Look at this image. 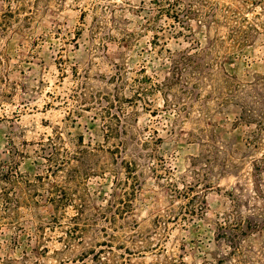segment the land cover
Returning <instances> with one entry per match:
<instances>
[{"label": "rangeland", "instance_id": "1", "mask_svg": "<svg viewBox=\"0 0 264 264\" xmlns=\"http://www.w3.org/2000/svg\"><path fill=\"white\" fill-rule=\"evenodd\" d=\"M20 2L18 17L0 21V264H98L92 259L93 248L102 249L99 257L107 264H171L181 254L180 264L210 260L218 248L215 223L230 203L227 191L233 189L242 199L256 187L264 192V130L254 140L258 121L242 118L235 103L212 112L220 151L209 173L212 187L203 192L204 214L184 229L169 223V229L161 224L155 230L156 215H165L167 194L160 183L168 176L191 181L189 169L200 162L193 160L204 152L199 142L187 137L200 116L199 107L194 106L181 127L173 129L160 94L149 93L146 108L138 105L131 129L139 138L157 131L162 139L151 145L156 160H144L131 148L116 153L113 160L102 112L123 109L121 94L119 100L113 98L112 76L119 66H125V79L142 65L150 74L158 62L154 36L171 49L182 42V37H173L178 26L159 12L166 1ZM235 2L248 19L257 13L264 19L259 6L247 12L242 0ZM197 36L203 40L201 30ZM229 66L240 82L264 75V32L251 45L234 51ZM49 138L58 159L45 158L51 150ZM80 148L86 155H75ZM67 150L73 154L70 159L65 158ZM132 152L143 167L140 189L134 179H127L121 165L123 155ZM56 160L65 162L61 170H55ZM154 166L156 171L150 168ZM110 170L121 173L119 181ZM60 188L70 204L58 205L57 213ZM113 191L123 196L121 203L116 201L107 210L109 214L121 206L115 223L99 210L110 203ZM76 207L83 211V232L78 235L71 229L68 235ZM248 243L264 245V230Z\"/></svg>", "mask_w": 264, "mask_h": 264}, {"label": "trees", "instance_id": "2", "mask_svg": "<svg viewBox=\"0 0 264 264\" xmlns=\"http://www.w3.org/2000/svg\"><path fill=\"white\" fill-rule=\"evenodd\" d=\"M20 1L3 0L4 10L0 12V21L2 17H18L22 10ZM165 1L166 4L160 5L159 12L178 26L173 37L177 39L182 37V42H179L178 48L171 49L165 46V43L161 44L157 41L158 36L155 35L156 39L153 44L158 47L155 50L158 62L150 74L142 65L136 71L137 74L130 76V81L127 82L129 79L123 77L125 66H119L112 76V80L116 82L113 98L118 99L117 97L121 94L123 109L118 112L106 109L102 112L105 113L106 138L112 140L108 151L111 152L113 160L116 153L121 154L130 148L137 150L138 157L144 160L146 158L156 160L158 156L153 152L151 145L162 139L155 135L157 131L153 129L148 138H139L131 129V121L137 114L138 105L141 104L143 108H146L147 95L149 93L160 94L163 100V110H169V115L172 117L173 129L181 127L185 119L190 117L194 106L199 107L200 116L194 120V126L187 132V137L189 140L199 142L204 152L193 160V162H200L192 163L189 169L191 181L184 176H180V180L168 176L160 183L161 188L167 194L165 215H156L153 221L155 230L161 224H166V228L169 229L171 227L168 226L169 223L184 229L187 224L204 214L206 200L203 192L212 187V177L209 173L220 151L215 143L213 111L235 103L240 108L242 118L258 121L259 130L256 137L254 136L255 141L261 138L260 134L264 130V75L254 77L250 82H240L232 74L229 66L234 51L251 45L264 32L262 15L257 13L252 20L248 19L247 15L235 6L236 0H225V2L199 0L197 3L193 0ZM242 2V7L247 12H251L248 11L250 7L257 6L264 10V0H242ZM200 30L203 33V40L197 36ZM126 91L129 94H126ZM204 91L205 94H203ZM209 102H213V106ZM110 104L114 105L113 101ZM50 140L49 138L47 144L50 145L51 150L45 156L49 160L58 156V150ZM77 151L76 156L79 153L86 155V150L82 148ZM66 154H68L66 159H70L73 155H70L68 150ZM135 155L133 152L124 154L121 165L127 179L129 177L134 179L140 189L143 182V167H140ZM64 163L56 160L53 164L55 170H61ZM150 168L156 171L155 166ZM134 169L137 170L133 172ZM110 171L114 172L116 181H119L121 173L119 174L116 170ZM166 171L169 172L168 169ZM100 173L103 175L102 172ZM155 174L159 176L158 173L155 172ZM37 177L40 179L39 175ZM252 191L253 194L243 196L244 199L238 196L233 189L227 191L230 199L229 206L215 223L214 240L218 248L216 252L211 253V259L206 260L204 264H262L264 245L257 248L248 243V240L253 234L264 230V192L258 187ZM57 198L60 202V204H55L58 213V205L65 206L70 203H68L69 200L63 188H60ZM116 201L121 203L123 196H115V191H113L107 200L110 203L100 206L99 210L107 214V210H110ZM120 209L121 206L107 214L110 222L115 223L118 220L117 213ZM82 215V209L76 207L75 214L70 218L73 225L66 230L68 235L71 229L77 230L78 235L82 234ZM53 218L58 220L59 214H55ZM92 251V259L96 260V263L107 264L99 257L102 249L94 252L93 248ZM181 257L182 254L178 255V260L170 263H182Z\"/></svg>", "mask_w": 264, "mask_h": 264}]
</instances>
